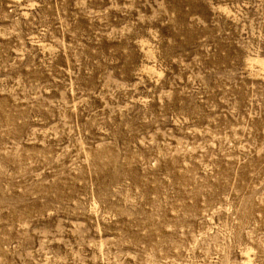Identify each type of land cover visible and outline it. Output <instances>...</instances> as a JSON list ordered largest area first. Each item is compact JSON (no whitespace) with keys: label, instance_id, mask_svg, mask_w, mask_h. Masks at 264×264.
Segmentation results:
<instances>
[{"label":"rangeland","instance_id":"rangeland-1","mask_svg":"<svg viewBox=\"0 0 264 264\" xmlns=\"http://www.w3.org/2000/svg\"><path fill=\"white\" fill-rule=\"evenodd\" d=\"M248 56L264 0H0V264H264Z\"/></svg>","mask_w":264,"mask_h":264},{"label":"bare ground","instance_id":"bare-ground-1","mask_svg":"<svg viewBox=\"0 0 264 264\" xmlns=\"http://www.w3.org/2000/svg\"><path fill=\"white\" fill-rule=\"evenodd\" d=\"M224 7V6H223ZM223 7H222V9H223ZM219 9V8H218ZM32 39H33V37H31ZM145 41V40H144ZM45 44V43H44ZM146 45V44H145ZM145 47V46H144ZM147 49V48H146ZM257 51V50H256ZM149 54H150V52L149 51H147L146 52V55L147 56H149ZM245 63V62H244ZM256 64H258L259 66H260V71L259 72H261V73H264V58H262V57H260V56H258V57H256V58H249V56H248V59H247V61H246V65H247V67H249V68H251V69H253L254 68V66H256ZM245 69H247V68H245ZM255 70H257V69H255ZM141 71L142 72H147V73H151L152 72V67L151 66H149V65H145L144 64V66H143V68L141 69ZM141 72V73H142ZM249 73V72H248ZM254 73V72H253ZM143 74V73H142ZM260 75V74H259ZM264 76V75H263ZM253 77V76H252ZM81 144V143H80ZM66 146V145H65ZM251 250V249H250ZM242 253H245V251L244 252H242ZM246 262H250V259L249 258H247L246 259ZM252 262V261H251ZM248 264V263H247Z\"/></svg>","mask_w":264,"mask_h":264}]
</instances>
